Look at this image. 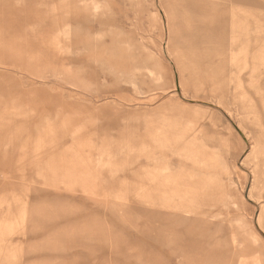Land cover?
Listing matches in <instances>:
<instances>
[{
    "label": "rangeland",
    "instance_id": "374dc122",
    "mask_svg": "<svg viewBox=\"0 0 264 264\" xmlns=\"http://www.w3.org/2000/svg\"><path fill=\"white\" fill-rule=\"evenodd\" d=\"M0 264H264V0H0Z\"/></svg>",
    "mask_w": 264,
    "mask_h": 264
},
{
    "label": "bare ground",
    "instance_id": "6f19581e",
    "mask_svg": "<svg viewBox=\"0 0 264 264\" xmlns=\"http://www.w3.org/2000/svg\"><path fill=\"white\" fill-rule=\"evenodd\" d=\"M166 5H167V4H166ZM184 6H185V5H184ZM166 8H167V7H166ZM168 8H169V7H168ZM196 8H197V7H196ZM215 8L217 9V7H215ZM215 8H214V9H215ZM219 8H220V7H219ZM219 8H218V9H219ZM221 8H222V7H221ZM221 8H220V10H221ZM171 9H173V8L171 7ZM209 9H210V8H209ZM209 9H208V10H209ZM223 9H224V8H223ZM167 10H168V9H167ZM165 12H166V11H165ZM210 12H211V11H210ZM218 12H220V11H218ZM223 12H224V11H223ZM223 12H222V13H223ZM231 12H232V11H231ZM175 13H176V10H175ZM199 13H200V12H199ZM224 13H225V12H224ZM171 14H172V13H171ZM220 14H221V13H220ZM232 14H233V13H232ZM173 15H174V14H173ZM201 15H202V14H201ZM210 15H211V13H210ZM211 16H212V15H211ZM211 16H210V18H211ZM169 17H170V16H169ZM203 17H204V16H203ZM168 19H169V18H168ZM202 19H203V18H202ZM214 19H215V18H214ZM203 20H204V19H203ZM204 21H205V20H204ZM209 23H211V22H209ZM201 255H203V254H201ZM183 258H184V256H183ZM183 258H181V256H180V260L183 259ZM209 260H210V259H209ZM186 261H187V260H186ZM204 261H205V260H204ZM180 262H181V261H180ZM209 262H210V261H209Z\"/></svg>",
    "mask_w": 264,
    "mask_h": 264
}]
</instances>
